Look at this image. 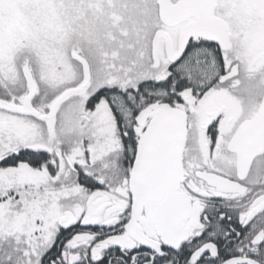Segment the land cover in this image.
I'll return each mask as SVG.
<instances>
[{
  "label": "snow or ice",
  "instance_id": "6c2138e0",
  "mask_svg": "<svg viewBox=\"0 0 264 264\" xmlns=\"http://www.w3.org/2000/svg\"><path fill=\"white\" fill-rule=\"evenodd\" d=\"M0 264H264V0H0Z\"/></svg>",
  "mask_w": 264,
  "mask_h": 264
}]
</instances>
